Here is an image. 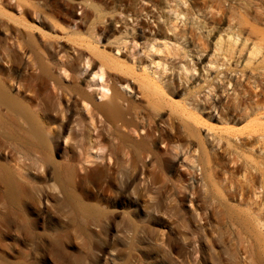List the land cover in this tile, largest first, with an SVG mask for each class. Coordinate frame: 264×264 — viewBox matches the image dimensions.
<instances>
[{"label": "bare ground", "instance_id": "1", "mask_svg": "<svg viewBox=\"0 0 264 264\" xmlns=\"http://www.w3.org/2000/svg\"><path fill=\"white\" fill-rule=\"evenodd\" d=\"M54 1L57 0H0V205L8 216L12 214L18 216L21 214L22 216L24 212L21 210L22 207L27 209L29 206H39L44 201L49 204L54 200L63 208H67V212L74 218H80L88 225L92 223V220H95L96 227L93 226L97 228L96 231L100 235L101 232L110 229L113 218L118 213L110 210L112 207L116 208L115 205H123L126 202L141 204L148 198L153 201V204L150 205L155 212L153 221L163 225L161 218L156 215V213L159 214L158 209L162 208L163 203L167 202L168 199L170 200V197H174L172 201L185 200L188 192L195 196L198 187L194 189L192 184L186 183L184 173L178 176L177 182L174 180L172 182L162 167L165 169L166 162H169L168 156L174 151L176 154L178 152H185L184 155L190 154L191 151H188L186 146L193 144L192 138L187 140L185 144L181 143L184 138L191 137L187 127L193 125L197 128L198 125L202 124V120L197 118L202 116L201 112L217 111V114L221 116L220 111L223 112L224 110L219 104L221 97L219 95V99L216 101L217 93L211 100L203 99L200 102L192 100L185 103L188 113H191L186 115L189 124L186 127L183 126V123L182 126L177 124V121L172 117L164 122L160 116L162 107L155 104L157 103L154 101L156 99L153 98L154 103L149 102L148 105L146 104L147 108H143L120 91L119 86L123 88L126 86V89H129L130 84H128L126 77L121 74L110 73L111 78H106L104 81L108 68L105 60L101 61L97 71H92L93 78L86 85L91 90L88 92L80 86L79 76L87 72V68L91 66L90 62L95 63L96 60L92 59L93 56L90 55L92 56L90 59L81 57L82 51L75 47H72L73 53L70 56L64 47V43L47 41L46 39V27L50 24L53 28L58 27L57 22L46 12L48 5L54 4ZM174 2L175 0H168L170 4ZM207 2V0H182L183 5H187L186 9L177 8L176 4L170 8L176 17L194 18L199 30L206 29L209 30L208 36H217L215 50L211 56L219 54L226 58L227 62L230 60L236 62L235 66L222 63L217 68L225 66L226 71L235 74H264V0H210V5H207ZM91 6L94 5L91 4ZM206 9H209L210 12L204 13ZM224 25L227 26L226 29ZM75 27L77 31L79 24L76 23ZM172 29L176 32L178 27L172 24ZM76 31L74 33L78 34ZM223 32H226L224 37ZM174 34L176 35V33ZM92 35L98 36L94 32ZM179 36L181 40H190L192 44L195 42L197 57L206 53V44L208 46V43L198 37L195 29L190 32L181 30ZM93 42L96 41L93 40ZM79 60L82 66L80 71L75 65ZM210 63H212L211 60H209ZM194 67L184 65L180 70L186 74L194 75L197 72ZM218 73L220 74V72ZM154 75L156 76V74ZM145 76L147 78V75ZM148 80L150 79L148 78ZM155 82L152 81V84H155L157 88L163 87L158 86ZM208 89L214 88L208 87ZM154 91L164 94L161 90L154 89ZM235 91L237 92V90ZM247 93L244 92V95ZM251 96H258V93H251ZM233 106V109L231 107L227 109L225 116L230 115L232 111L239 110V113L246 116L247 119L254 111H259L262 105L256 101L253 103V107L249 108L241 109L237 103H234ZM212 117L213 115H210L208 118ZM156 119L160 122H157ZM161 123L165 125L164 128H159L158 124ZM140 131L142 135H140ZM157 132L158 136L156 135ZM255 135V137L253 134L250 136L249 143L256 138L255 143L259 145L260 149L254 152L257 153L260 160L254 162L255 165L251 168L254 171L251 170L252 182H256L259 177L261 180L264 179L263 127L257 126ZM198 140L200 141V139ZM160 141L165 144L164 149H158ZM62 142H64V146H62ZM197 147L199 148L198 151H201L200 163L208 159L213 161V158L220 152H208L207 144L203 140L198 143ZM60 149L65 151L63 160L55 163L48 153L60 151ZM147 158H150L149 162H147ZM201 171L204 183L200 187H205L208 179H205L207 176L204 175V164L201 165ZM44 173L46 175L49 173V178L59 183L57 185L60 186L58 197L53 193L58 187L51 188L47 185L44 186L47 183H43V185L36 181L35 174L42 176ZM211 176L213 178V175ZM213 179H210L209 182L212 183L211 180ZM241 187L240 191H243L241 192V203H245V188L243 185ZM251 190L254 189L251 188ZM199 193L203 195L204 201L212 195L217 202L222 203L223 199L218 197L216 192L213 193L207 189L204 192L199 191ZM83 195L92 196L98 205H93L95 202L86 204L84 201L83 203L81 200ZM196 198H198V193L194 199L191 198L190 203L192 205L197 200ZM219 203L218 206L220 207ZM253 203L258 204L257 201ZM257 206L255 221L264 229V202ZM126 207L130 208V206ZM48 208L51 210L50 206ZM203 209V205L195 207V216L198 220H200ZM214 210L213 207L206 218H209L213 213L215 214L216 210ZM242 210L244 209L242 208ZM25 214L27 215V213ZM22 218L25 219L26 217ZM22 218L21 220H23ZM70 218L72 217L70 216ZM167 219L169 221V218ZM66 220L68 219L64 221ZM80 223L84 225L83 222L80 221ZM76 225L79 227V224L76 223ZM76 225L74 226L76 227ZM24 227V223L18 222L15 226L17 230ZM141 228L148 230V227L140 225L138 221L128 227L135 232V238ZM164 231L163 229V232L157 233L151 229V232L156 236L158 235L159 239L167 241L169 237L165 235ZM155 248L159 249L157 246Z\"/></svg>", "mask_w": 264, "mask_h": 264}, {"label": "rangeland", "instance_id": "2", "mask_svg": "<svg viewBox=\"0 0 264 264\" xmlns=\"http://www.w3.org/2000/svg\"><path fill=\"white\" fill-rule=\"evenodd\" d=\"M207 1V5H210V0ZM53 3L48 5L46 12L57 22L58 27H56L57 29L53 28L51 24L46 27V39L64 43L70 56L73 53L72 47L82 51L81 57L90 59L93 56L92 59L96 60L95 63L90 62L91 66L87 68V72L79 76L80 86L88 92L91 90L86 85L93 78L92 71H97L101 61L105 60L108 71L106 70L104 81L106 78H111L110 73L126 77L130 84L129 89H126V86L124 88L119 86L120 91L143 108H147L149 102L156 101L155 104L162 107L160 116L164 122L172 117L177 121V124L180 126L184 124L183 126L186 127L189 125L186 115L191 113H188L185 103L192 100H197V102L203 99L211 100L217 93L218 96L215 100L218 101L220 95L219 104L224 110L220 111L221 116L217 114V111L201 112L202 116L197 115L199 116L197 118L202 120V124L197 128L189 125L187 129L190 130L191 137L184 138V141L181 140V143L185 144L192 138L193 144L186 146L192 153L184 155L185 152L176 154L174 151L175 154L168 156L169 162H166L165 169L162 167L171 181L177 182L178 176L184 173L186 183L192 184L194 189L198 187L195 195L197 196L198 193V198L193 205L190 200L195 196L189 192L186 199L180 202L172 201L174 197H170V200L168 199L163 203L162 208L158 209L159 214L156 213L163 221V225L153 221L155 212L150 206L153 201L148 198L141 204L126 202L123 205H115L116 208L112 207L110 210L118 213L113 218L110 229L101 232L100 235L96 231L95 220L91 221L94 222L93 224L88 225L84 220L74 218L67 212V208H63L54 200L51 201L53 206L44 201L39 206L27 207L28 210L22 207L21 210H24L22 216L21 214L20 216L13 214L8 216L0 205V264H264V229L255 221L257 205L264 202V179L261 180L259 177L256 182H252L251 173L253 170L251 168L255 165L254 162L260 160L254 151H259L260 147L255 143L256 138L254 141L250 140L249 143L250 136L252 134L253 137L256 136L257 126L264 129V74H235L226 71L225 66L217 68L222 63L235 66L236 62L234 60L227 62V59L220 56L218 52H216L218 55L211 56L215 50L217 36H208L209 30H199L194 18L176 17L173 14L170 7L177 5V8H187V5H183L182 0H175L173 4L168 3V0H57ZM209 12V9L204 10V13ZM76 23L79 24L77 31ZM172 24L178 27L176 32L172 29ZM224 26L226 29L227 26ZM194 29L198 37L208 43V46L206 44V53L198 57L195 42L192 44L190 40H181L179 36L181 30L190 32ZM93 32L98 36L94 37ZM125 34L126 36H124ZM224 36H226V32H223ZM209 60L212 63L209 64ZM75 65L78 71L82 69L80 60ZM184 65L195 66L197 72L194 75L186 74L180 70ZM152 81L153 83L156 81L155 83L158 86H163L164 89L160 86L157 88L155 84H152ZM208 87L214 89H208ZM154 89L161 90L164 94L156 93ZM244 92H248L250 95L248 93L244 95ZM147 93L149 98L146 96ZM251 93H258V96H251ZM256 101H259L262 106L259 111L256 110L251 114L254 117L250 115L251 117L248 116L246 119V116H242L239 110L232 111L230 115L225 116L229 107L234 108V103L239 104L242 109L253 107V103ZM210 115L213 117L208 118ZM156 120L160 122L158 119ZM205 120H208V123ZM204 123L208 125H204ZM158 126L159 128L165 127L163 123ZM246 133L251 135L248 136ZM140 135H142L141 131ZM156 135L158 136V132ZM197 138L200 141H205L208 152L220 151L221 155L218 154L213 158L215 162L209 159L205 162L203 160L202 163L199 162L201 151H198L197 145L200 141ZM62 146H64V142H62ZM164 148L165 144L160 141L158 149ZM248 149L249 151H247ZM225 150L227 151L222 152ZM53 152L48 154L55 163L63 160L65 151L60 149V151ZM188 156L192 157L190 159L193 162ZM149 160L150 158H147V162ZM202 164L205 165L204 175L207 176L204 177L208 179L205 187H200L204 183L201 175ZM35 175L37 182L47 183L43 184L44 186L55 188L59 185L54 179L49 178V173L48 175L44 173L42 176L41 174ZM210 179H213L212 183L209 182ZM260 183L261 186H259ZM242 185L246 193L244 195L245 203H241ZM59 188L60 186L54 192L52 191L57 197L60 195L58 194ZM204 188L213 191V193L216 192L215 194L223 199L222 203L217 202L212 195L204 201L203 195L199 193V191L204 192ZM248 199L250 200L248 201ZM81 200L86 204L95 202L93 205H98L90 195L87 197L83 195ZM254 201H257L258 204L253 203ZM200 205H203L204 209L200 220H198L194 210ZM126 206H130V208ZM213 207L216 210V215L213 213L214 216L210 215L209 218H206ZM25 213L30 215L27 216ZM199 213L201 212L199 211ZM22 217H26V220ZM63 217L64 219H62ZM65 219H68L66 220L68 222L64 221ZM71 219L74 222H71ZM79 220L86 225V228L81 225ZM137 221L140 225L148 227V230L141 228L135 238V232L128 227ZM17 222L24 223L25 227L17 230L15 228ZM76 223L79 224V227ZM71 225L73 227H70ZM119 229L122 231L120 232ZM151 229L157 233L163 232L164 229L165 235L169 238L167 241H162L158 235L151 232ZM156 246L159 248L158 250L155 248Z\"/></svg>", "mask_w": 264, "mask_h": 264}]
</instances>
